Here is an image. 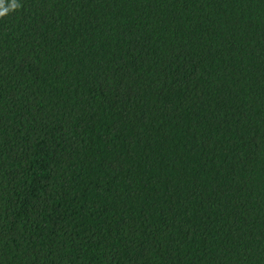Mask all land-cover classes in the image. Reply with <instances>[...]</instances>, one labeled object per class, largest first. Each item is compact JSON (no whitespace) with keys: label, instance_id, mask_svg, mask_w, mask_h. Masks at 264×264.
Segmentation results:
<instances>
[{"label":"trees","instance_id":"1","mask_svg":"<svg viewBox=\"0 0 264 264\" xmlns=\"http://www.w3.org/2000/svg\"><path fill=\"white\" fill-rule=\"evenodd\" d=\"M18 3L0 264H264V0Z\"/></svg>","mask_w":264,"mask_h":264},{"label":"clouds","instance_id":"2","mask_svg":"<svg viewBox=\"0 0 264 264\" xmlns=\"http://www.w3.org/2000/svg\"><path fill=\"white\" fill-rule=\"evenodd\" d=\"M20 7V4L18 3V0H12L11 4L8 5L7 7H4V0H0V18L4 17L7 15L10 11H15Z\"/></svg>","mask_w":264,"mask_h":264}]
</instances>
